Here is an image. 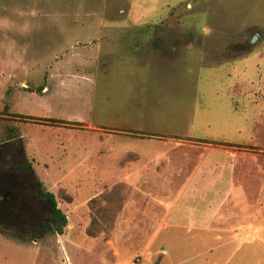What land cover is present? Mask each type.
<instances>
[{
    "label": "rangeland",
    "instance_id": "1",
    "mask_svg": "<svg viewBox=\"0 0 264 264\" xmlns=\"http://www.w3.org/2000/svg\"><path fill=\"white\" fill-rule=\"evenodd\" d=\"M9 136L67 226L0 264H264L196 230L264 179V0H0Z\"/></svg>",
    "mask_w": 264,
    "mask_h": 264
},
{
    "label": "trees",
    "instance_id": "2",
    "mask_svg": "<svg viewBox=\"0 0 264 264\" xmlns=\"http://www.w3.org/2000/svg\"><path fill=\"white\" fill-rule=\"evenodd\" d=\"M15 140L9 136L0 145V233L22 243L35 242L49 234L62 235L67 218L55 195L43 188L31 163L24 160L22 147L6 148Z\"/></svg>",
    "mask_w": 264,
    "mask_h": 264
},
{
    "label": "crops",
    "instance_id": "3",
    "mask_svg": "<svg viewBox=\"0 0 264 264\" xmlns=\"http://www.w3.org/2000/svg\"><path fill=\"white\" fill-rule=\"evenodd\" d=\"M202 175L203 174H201V176ZM235 177L236 175L234 176L232 173L229 174L226 193L220 202L210 209L208 218H202V220L198 221L196 230L208 233L209 236L226 233L229 236L227 242L233 245L232 247L235 252L248 254V246L254 244L260 247L264 246V179L252 185L250 182H247L248 179H251L250 177L242 179L246 180V182L236 181ZM205 180L207 181L205 184L199 182L197 187H194L193 184L192 187L181 189L179 196L181 197L183 194H195L199 192L204 194V185H208L210 181L207 177ZM164 186L167 187L169 184L166 183ZM202 187L203 189H199ZM168 205L169 204H164V206ZM157 207L158 206H154V208L160 209V207ZM172 208L173 206L165 212V216L161 221H166ZM192 212L196 214L198 210H192ZM221 221L226 222L219 223ZM190 223V225H193V222ZM224 227L227 228L224 230L222 229ZM218 239L220 238L216 240Z\"/></svg>",
    "mask_w": 264,
    "mask_h": 264
}]
</instances>
